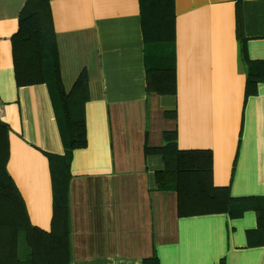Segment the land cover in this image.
Here are the masks:
<instances>
[{
	"label": "crops",
	"instance_id": "1",
	"mask_svg": "<svg viewBox=\"0 0 264 264\" xmlns=\"http://www.w3.org/2000/svg\"><path fill=\"white\" fill-rule=\"evenodd\" d=\"M27 0H0V120L9 128L7 169L33 225L51 230L53 186L45 153L63 154L46 84L18 86L12 36ZM175 95L146 91L140 0H51L61 72L70 89L89 75L88 145L74 151L70 264H264L254 210L241 217H179L177 194L160 191V154L177 130L181 150L213 155V182L236 198H264V82L246 98L238 13L248 55L264 60V0H174ZM176 111V118L165 116Z\"/></svg>",
	"mask_w": 264,
	"mask_h": 264
},
{
	"label": "trees",
	"instance_id": "2",
	"mask_svg": "<svg viewBox=\"0 0 264 264\" xmlns=\"http://www.w3.org/2000/svg\"><path fill=\"white\" fill-rule=\"evenodd\" d=\"M243 0H236L238 5ZM145 39L146 91L175 95L176 45L174 0H140ZM239 56L248 67L246 98L257 93L264 82V60L248 55L238 13ZM16 83L18 86L46 84L55 110L64 147L63 154L45 153L50 162L53 186L51 230L30 221L24 199L7 169L10 155L9 128L0 120V264H70L73 258L70 223L71 164L74 151L87 147L85 104L89 99V75L84 70L67 89L60 66L57 34L51 0H27L19 15V29L12 36ZM165 116L176 118V111ZM159 147L145 145V155L160 154L165 163L156 173L160 191L177 194L179 217L228 214L241 217L254 210L259 243L264 244V198H236L229 187L213 182V155L208 150H181L177 130L164 132ZM143 264H160L156 251ZM219 264H226L222 259Z\"/></svg>",
	"mask_w": 264,
	"mask_h": 264
},
{
	"label": "built area",
	"instance_id": "3",
	"mask_svg": "<svg viewBox=\"0 0 264 264\" xmlns=\"http://www.w3.org/2000/svg\"><path fill=\"white\" fill-rule=\"evenodd\" d=\"M3 103H2V100H1V98H0V117L2 116V114H3Z\"/></svg>",
	"mask_w": 264,
	"mask_h": 264
}]
</instances>
